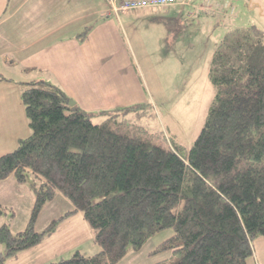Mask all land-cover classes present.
Segmentation results:
<instances>
[{
	"label": "trees",
	"instance_id": "trees-1",
	"mask_svg": "<svg viewBox=\"0 0 264 264\" xmlns=\"http://www.w3.org/2000/svg\"><path fill=\"white\" fill-rule=\"evenodd\" d=\"M260 33L255 25L234 30L216 48L208 71L216 99L186 153L171 137L166 146L154 143L122 129L114 117L96 122L49 81L26 82L22 100L31 134L0 156V181L14 176L29 183L34 205L26 230L0 227V264L40 244L76 213L100 250L49 264H118L166 228L173 235L151 254H171L155 264H250L253 240L264 237ZM59 195L72 208L37 232L41 210ZM7 209L0 204V215Z\"/></svg>",
	"mask_w": 264,
	"mask_h": 264
},
{
	"label": "crops",
	"instance_id": "crops-1",
	"mask_svg": "<svg viewBox=\"0 0 264 264\" xmlns=\"http://www.w3.org/2000/svg\"><path fill=\"white\" fill-rule=\"evenodd\" d=\"M113 3V0H0V156L16 149L20 139L31 134L22 100L26 82L49 81L63 89L75 105L95 116L112 117V111L127 113L134 111V106L147 105L148 84L141 65L151 61L152 54L149 48L146 50V41L135 42L140 32L137 26L141 23L153 27L150 23L156 24L154 19L159 20L160 15L167 20L184 19L185 5L114 12ZM164 37L167 39L166 30L163 36L161 29L154 36L159 50ZM23 186L9 176L0 181V188L3 187L0 194L6 188L22 192ZM68 219L55 231L53 240L49 238L43 243L45 248L39 247L47 255L41 258L34 254L38 247L35 246L8 264H34L49 254L55 255V259L68 253L65 250L69 248L79 249L77 240L65 252L61 251L82 230L85 235L80 234L81 239L88 237L94 241L93 230L81 213ZM252 245L250 264H264V237L254 239ZM53 247L55 251L50 253Z\"/></svg>",
	"mask_w": 264,
	"mask_h": 264
},
{
	"label": "rangeland",
	"instance_id": "rangeland-1",
	"mask_svg": "<svg viewBox=\"0 0 264 264\" xmlns=\"http://www.w3.org/2000/svg\"><path fill=\"white\" fill-rule=\"evenodd\" d=\"M190 5H197V7H190ZM182 8L185 13L184 19L167 20L164 15H160L161 20L154 19L156 24L150 23L154 28L149 24L141 23L137 26L140 32L137 33L135 42L142 44L146 41V50L149 48L152 54V60L145 66L144 63L141 65L146 84H148L145 86L147 94L145 104L147 105L134 106V111L127 113L116 114V111H112L110 115L122 129L127 130L131 126L130 129L134 131L132 134H140L154 143L166 146L169 143L166 137H171L174 145L182 153H186L202 130L209 109L216 99V89L208 75L216 48L228 33L254 25L258 27L260 36L264 40V0H193L192 4ZM232 10L234 13H231ZM160 29L163 36L166 30L167 39L162 38L159 50L154 36L160 32ZM145 30H149L150 33H144ZM110 117L95 116L94 120L100 123L107 121ZM25 186L22 192L13 190L11 192L9 188H6L3 194H0V203L8 208L6 213L0 215V227L9 224L13 234L26 230L31 219L35 193L29 183ZM71 208L72 204L67 198L57 196L46 203L41 210L34 225L35 230L44 231L54 219L64 215ZM68 220L67 218L59 226L66 224ZM84 232V230L80 232L81 237L85 235H82ZM173 232L172 228L157 232L135 256L129 255L118 264H155L166 259L171 252L161 251L156 255H152L151 252L172 236ZM53 234L37 245L34 254L41 258L48 254L42 253L39 247L45 248L43 243L49 238L53 240ZM80 234L73 235L61 251L74 245L77 240L80 243L79 249L70 250L69 248L65 250L68 253L63 256L58 255L55 259L53 258L55 255L49 254L43 261L48 259L50 261L43 263L39 259L34 264H49L52 261L68 259L77 250L86 256L100 250L92 238L81 239ZM3 250L4 245L0 243V253ZM54 251L53 247L49 252ZM15 260L17 259H12L13 262ZM9 262L11 260L5 264Z\"/></svg>",
	"mask_w": 264,
	"mask_h": 264
},
{
	"label": "built area",
	"instance_id": "built-area-1",
	"mask_svg": "<svg viewBox=\"0 0 264 264\" xmlns=\"http://www.w3.org/2000/svg\"><path fill=\"white\" fill-rule=\"evenodd\" d=\"M119 1V4L116 3ZM193 0H113V11L114 12H128V11H138L145 9L158 10L165 6L182 4L189 5L192 4Z\"/></svg>",
	"mask_w": 264,
	"mask_h": 264
},
{
	"label": "water",
	"instance_id": "water-1",
	"mask_svg": "<svg viewBox=\"0 0 264 264\" xmlns=\"http://www.w3.org/2000/svg\"><path fill=\"white\" fill-rule=\"evenodd\" d=\"M68 103H69L70 105H72V106L75 105V101L72 100V99H69Z\"/></svg>",
	"mask_w": 264,
	"mask_h": 264
}]
</instances>
